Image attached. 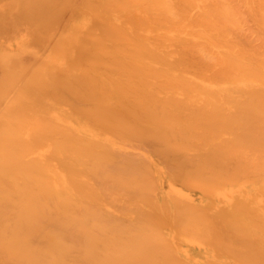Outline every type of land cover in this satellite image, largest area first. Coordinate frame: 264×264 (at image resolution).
<instances>
[{
  "label": "bare ground",
  "instance_id": "1",
  "mask_svg": "<svg viewBox=\"0 0 264 264\" xmlns=\"http://www.w3.org/2000/svg\"><path fill=\"white\" fill-rule=\"evenodd\" d=\"M0 264H264V0H0Z\"/></svg>",
  "mask_w": 264,
  "mask_h": 264
}]
</instances>
